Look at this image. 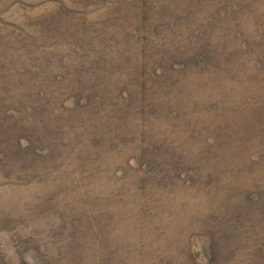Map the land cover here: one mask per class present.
<instances>
[{
    "label": "rangeland",
    "instance_id": "374dc122",
    "mask_svg": "<svg viewBox=\"0 0 264 264\" xmlns=\"http://www.w3.org/2000/svg\"><path fill=\"white\" fill-rule=\"evenodd\" d=\"M0 264H264V0H0Z\"/></svg>",
    "mask_w": 264,
    "mask_h": 264
}]
</instances>
